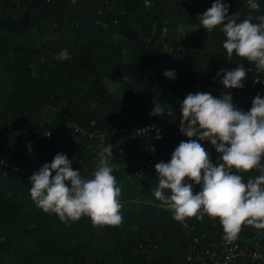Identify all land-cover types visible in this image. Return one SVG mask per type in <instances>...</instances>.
Returning a JSON list of instances; mask_svg holds the SVG:
<instances>
[{"label": "trees", "instance_id": "16d2710c", "mask_svg": "<svg viewBox=\"0 0 264 264\" xmlns=\"http://www.w3.org/2000/svg\"><path fill=\"white\" fill-rule=\"evenodd\" d=\"M213 2L0 0V255L17 248L8 264H185L196 240L222 239L218 218H188L185 228L152 195L158 184L155 164L169 161L185 139H163L149 162L141 158L140 139L133 136L134 125L180 123L176 105L189 93L221 96L214 73L233 62H243L264 80L245 58L227 57L219 27L207 32L200 25L199 15ZM224 2L230 16L249 15L246 0ZM259 3L254 17L264 14V0ZM180 27L198 30L181 38ZM61 49L69 51V60L54 59ZM168 69H175V79L163 75ZM107 78L120 84L124 99L109 90ZM257 94L233 104L247 111ZM47 104L58 109L52 121L44 115ZM154 105L165 113L150 116ZM123 128V139L111 135ZM94 131L104 136L90 135ZM107 143L113 145L110 163L121 187L119 225H93L87 216L62 222L36 206L29 177L44 163L63 152L88 178ZM139 167L142 175L133 176ZM256 174L243 173L245 179ZM198 191L193 183L194 194ZM234 240L251 246L263 242L264 229L242 225ZM235 264L264 263L243 259Z\"/></svg>", "mask_w": 264, "mask_h": 264}, {"label": "clouds", "instance_id": "9594fccd", "mask_svg": "<svg viewBox=\"0 0 264 264\" xmlns=\"http://www.w3.org/2000/svg\"><path fill=\"white\" fill-rule=\"evenodd\" d=\"M246 3L249 15L238 20L236 14L229 15V5L224 0H214L199 15V23L207 32L219 27L227 57L245 58L257 72L264 73V14L252 15L260 8L259 0ZM70 58L67 49L54 57L61 61ZM249 71L239 62L237 67L221 69L216 75L227 89L243 88ZM163 75L175 79L176 71L168 69ZM180 112V131L189 139L175 147L169 161L155 164L158 184L151 190L152 195L185 228L188 218L201 222L205 215L218 218L226 241L236 239L245 224L264 229V96L253 97L251 108L245 111L233 104L230 92L219 97L210 92L189 93L180 102ZM163 113L154 105L149 115ZM203 141L210 142L219 153L215 163ZM113 156V145L107 143L97 153L94 170L86 178L73 169L65 153H57L29 177L32 200L62 222L87 216L93 225H119L121 187L110 163ZM251 170L257 174L245 179L243 173ZM193 183L200 186L195 194Z\"/></svg>", "mask_w": 264, "mask_h": 264}, {"label": "built area", "instance_id": "2783aa9c", "mask_svg": "<svg viewBox=\"0 0 264 264\" xmlns=\"http://www.w3.org/2000/svg\"><path fill=\"white\" fill-rule=\"evenodd\" d=\"M102 1L107 2L108 0ZM145 2L149 4L151 0H145ZM235 67H237V62L231 63L225 69H232ZM249 69H251V71L246 74V78L243 81L244 87L232 89L225 88L220 83V78L216 75L218 71L215 72L214 79L220 84V93L230 92L233 96V100L242 104L246 102L250 92H257L264 96V80L255 76L252 68ZM125 131L126 128H123L121 131L113 129L111 135L121 140L124 137ZM119 134L121 135L119 136ZM90 135L104 136V133L94 131ZM133 136L140 139L139 154L141 158L149 162H152L157 157L156 150L158 149L159 142L163 139L171 136H179L185 140L189 139L180 131V123L170 126L164 120L160 122L150 121L144 126L134 125ZM192 139L198 138L193 137ZM148 143H150L151 146L150 151ZM201 143L206 148V151L209 152L210 158L215 163L219 153L215 151L210 142L203 141ZM143 171L144 168L139 167L132 172V175L141 176ZM223 237L217 242L208 244H199L198 240H196V243L191 245L185 264H235L243 259L264 263V241H255L251 246L245 243L241 244L235 240L226 241Z\"/></svg>", "mask_w": 264, "mask_h": 264}, {"label": "rangeland", "instance_id": "374dc122", "mask_svg": "<svg viewBox=\"0 0 264 264\" xmlns=\"http://www.w3.org/2000/svg\"><path fill=\"white\" fill-rule=\"evenodd\" d=\"M197 30H198V27H180L179 36L181 38H188ZM87 83H89V80ZM106 83L108 84L109 90L112 93H114L117 97H119L120 99L125 98V92L122 90L120 84L113 82L111 79H108V78L106 79ZM176 106L180 107V104L178 103ZM43 111H44L45 118L48 121H52L58 115L57 106H54L52 104H47L43 108ZM30 245H31L30 242H24L25 247L29 248ZM16 252H17V248L13 247L12 249H10L8 253L1 254L0 260L8 264L13 260L14 256L16 255Z\"/></svg>", "mask_w": 264, "mask_h": 264}]
</instances>
